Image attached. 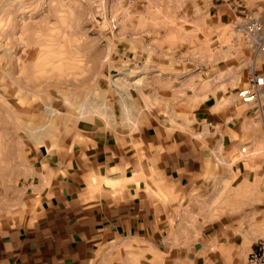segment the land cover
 <instances>
[{
	"label": "crops",
	"instance_id": "0c3cea01",
	"mask_svg": "<svg viewBox=\"0 0 264 264\" xmlns=\"http://www.w3.org/2000/svg\"><path fill=\"white\" fill-rule=\"evenodd\" d=\"M184 6L203 37L151 51L169 62L119 50L124 80L104 81L99 100L34 81L0 96V264H251L264 85L253 102L238 93L264 78V0ZM249 19L262 25L252 41Z\"/></svg>",
	"mask_w": 264,
	"mask_h": 264
},
{
	"label": "rangeland",
	"instance_id": "374dc122",
	"mask_svg": "<svg viewBox=\"0 0 264 264\" xmlns=\"http://www.w3.org/2000/svg\"><path fill=\"white\" fill-rule=\"evenodd\" d=\"M28 1L38 3L0 0L1 98L7 87L34 81L51 92L55 82L73 85L79 99L89 93L99 100L104 81L117 89L124 80L119 50L145 52L150 64L169 62L150 58L151 51L181 53L190 37L205 32L197 15L183 8L185 0H45L43 10L21 7Z\"/></svg>",
	"mask_w": 264,
	"mask_h": 264
},
{
	"label": "built area",
	"instance_id": "2783aa9c",
	"mask_svg": "<svg viewBox=\"0 0 264 264\" xmlns=\"http://www.w3.org/2000/svg\"><path fill=\"white\" fill-rule=\"evenodd\" d=\"M240 32L249 41L258 38L262 32V25L257 20L249 19L240 27ZM264 85V78H253L249 85L238 93V97L245 103L253 102L258 98L260 87ZM246 152V147L242 148V153ZM251 264H264V243H261L259 250L251 256Z\"/></svg>",
	"mask_w": 264,
	"mask_h": 264
}]
</instances>
